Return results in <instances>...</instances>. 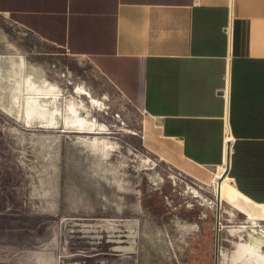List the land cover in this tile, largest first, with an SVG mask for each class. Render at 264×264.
<instances>
[{"label": "rangeland", "instance_id": "obj_1", "mask_svg": "<svg viewBox=\"0 0 264 264\" xmlns=\"http://www.w3.org/2000/svg\"><path fill=\"white\" fill-rule=\"evenodd\" d=\"M19 56L61 88L64 103L90 109L105 131L83 136L105 140L109 154L80 143L77 132L26 127L0 109V249L30 253L21 251L11 264L22 258L28 264H215L214 183H201L147 148L146 113L89 57L74 56L0 13V100L6 104L1 71ZM78 84L99 106L73 92ZM195 223L200 229L186 228ZM220 236L229 252L233 237L225 230ZM0 257V264H10L6 253Z\"/></svg>", "mask_w": 264, "mask_h": 264}, {"label": "crops", "instance_id": "obj_2", "mask_svg": "<svg viewBox=\"0 0 264 264\" xmlns=\"http://www.w3.org/2000/svg\"><path fill=\"white\" fill-rule=\"evenodd\" d=\"M0 13L89 57L146 113L159 158L211 184L230 155L238 191L264 204V0H0Z\"/></svg>", "mask_w": 264, "mask_h": 264}, {"label": "bare ground", "instance_id": "obj_3", "mask_svg": "<svg viewBox=\"0 0 264 264\" xmlns=\"http://www.w3.org/2000/svg\"><path fill=\"white\" fill-rule=\"evenodd\" d=\"M7 47L16 48L14 43H7ZM12 62L13 65L9 70L1 71L6 84L3 90L10 93L9 104L0 100L1 110L22 122L26 127H39L55 132H77L80 136V143L91 147L97 154L98 151L109 154L105 140L99 137L90 139L83 136L87 133L105 131L101 124H97L98 121L94 119L90 109H82L75 101L64 103L61 88L49 83L37 67H29L23 56L13 59ZM73 92L77 96L89 98L90 107L98 105V100L90 95L81 84L76 85ZM227 170L228 156L214 174L217 198L216 215L218 209L221 211L220 234L222 230H225L233 237L230 240L232 249L229 252L220 247V264H264V224H262L264 204L256 203L238 191L233 179L226 174ZM220 179L222 181H219ZM191 192L195 196L203 197L199 189L193 188ZM223 200L228 206L221 209ZM211 205L213 206V203ZM237 211L244 213L246 218L237 219ZM124 213L136 215V212L130 208H126ZM186 228L200 229V225L189 224ZM122 249L126 248L122 247Z\"/></svg>", "mask_w": 264, "mask_h": 264}, {"label": "water", "instance_id": "obj_4", "mask_svg": "<svg viewBox=\"0 0 264 264\" xmlns=\"http://www.w3.org/2000/svg\"><path fill=\"white\" fill-rule=\"evenodd\" d=\"M229 171H230V155L228 156V170H227L226 174H228ZM219 181H222V179H220ZM220 214H221V211H220V209H218L217 215H216V227H215L216 228L215 264L220 263V244H219L220 224H221Z\"/></svg>", "mask_w": 264, "mask_h": 264}, {"label": "built area", "instance_id": "obj_5", "mask_svg": "<svg viewBox=\"0 0 264 264\" xmlns=\"http://www.w3.org/2000/svg\"><path fill=\"white\" fill-rule=\"evenodd\" d=\"M225 33L228 35L229 38H231L232 35V21L230 20V22L225 26L224 28Z\"/></svg>", "mask_w": 264, "mask_h": 264}]
</instances>
